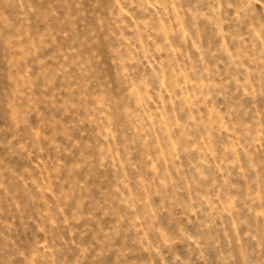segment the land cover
<instances>
[{
  "label": "rangeland",
  "instance_id": "rangeland-1",
  "mask_svg": "<svg viewBox=\"0 0 264 264\" xmlns=\"http://www.w3.org/2000/svg\"><path fill=\"white\" fill-rule=\"evenodd\" d=\"M0 264H264V0H0Z\"/></svg>",
  "mask_w": 264,
  "mask_h": 264
}]
</instances>
